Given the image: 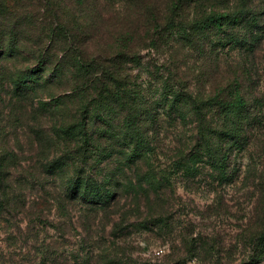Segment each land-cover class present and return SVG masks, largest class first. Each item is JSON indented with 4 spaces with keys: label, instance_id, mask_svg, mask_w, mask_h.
Instances as JSON below:
<instances>
[{
    "label": "trees",
    "instance_id": "trees-1",
    "mask_svg": "<svg viewBox=\"0 0 264 264\" xmlns=\"http://www.w3.org/2000/svg\"><path fill=\"white\" fill-rule=\"evenodd\" d=\"M260 16L249 0H16L12 5L0 0V71L11 86L8 102L19 103L29 91L53 90L46 100H38L36 111L43 109L54 122L47 132L37 131L33 141L42 149L49 146L44 166L51 173L62 175L70 163L83 164L75 176L66 178L60 199L80 200L91 211L110 208L126 192L135 196L144 192L148 202L150 195L159 200L162 186L171 181L157 177L149 167L158 155L153 137L160 136V121L165 118L193 124L187 143L179 148L181 155L171 164L196 170L205 157L204 162L224 179L225 155L235 147L245 148L256 128L252 102L242 93L243 72L235 73L226 86L222 78L211 79L209 88L201 78L190 84L180 76L182 64L171 50L175 41L183 51L195 50L202 56L197 62L206 63V56L214 71L219 56L211 52L217 46L243 52L244 57L255 53L263 40ZM207 26L209 30H204ZM92 46L97 47L91 50ZM145 50L168 52L164 60L172 59L155 63V73L144 82L139 69L134 72ZM68 81L67 92L58 90ZM99 109L108 112V119L102 120L106 127L96 136L91 116ZM114 113L120 117L116 122ZM102 139L116 140L107 148V158L118 152L126 157L127 166L143 170L146 165L147 170L135 181L125 175L115 184L83 175L95 162L90 160ZM9 152L0 158L2 175L6 158L15 155ZM3 193L7 203L10 192Z\"/></svg>",
    "mask_w": 264,
    "mask_h": 264
},
{
    "label": "rangeland",
    "instance_id": "rangeland-1",
    "mask_svg": "<svg viewBox=\"0 0 264 264\" xmlns=\"http://www.w3.org/2000/svg\"><path fill=\"white\" fill-rule=\"evenodd\" d=\"M14 1L8 0L9 5ZM249 3L258 16L264 12V0ZM259 21L264 25V15ZM259 31L263 40L251 55L215 47L211 55L219 57L214 71L206 56V63L197 62L202 56L195 50L183 51L176 41L171 50L182 64L180 76L190 84L201 78L209 88L211 79L219 82L222 78L226 86L235 73L243 72L242 93L252 102L256 128L245 148L235 147L225 155L224 179L204 162L205 157L196 170L171 164L181 155L179 148L187 143L193 124L165 118L160 121V136L153 137L158 155L149 169L157 177H169L170 184L162 186L159 200L150 195L148 202L144 192L137 196L126 192L104 210L91 211L80 200H61L66 178L75 176L83 164L70 163L62 175L51 173L44 166L49 146L42 149L33 141L37 131L47 132L54 122L43 109L36 111L38 100L53 90L32 94L23 87L29 91L26 99L20 97L13 105L8 102L9 79L0 71V158L7 151L15 154L6 158L5 172L0 174V264H264V26ZM142 55L134 74L139 69L145 82L155 73V63L165 62L168 52L145 50ZM70 85L68 81L58 90L67 92ZM97 113L91 116L96 136L106 127L102 120L108 119L104 109ZM119 118L114 113L112 121ZM101 141L90 160L95 162L83 175L115 184V179L125 175L135 181L137 174L147 170L146 165L141 166L143 170L127 166L126 157L118 152L107 158V148L116 140ZM4 190L10 192L7 203Z\"/></svg>",
    "mask_w": 264,
    "mask_h": 264
}]
</instances>
